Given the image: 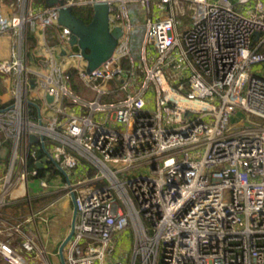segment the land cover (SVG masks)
<instances>
[{"label":"built area","instance_id":"built-area-1","mask_svg":"<svg viewBox=\"0 0 264 264\" xmlns=\"http://www.w3.org/2000/svg\"><path fill=\"white\" fill-rule=\"evenodd\" d=\"M95 5L110 7L123 35L91 73L58 23L62 7L34 15V0H16L13 15L0 12V37L14 34L24 45V55L12 50L13 103L0 110L2 131L14 137L6 179L16 177L20 196L55 197L3 229L0 258L35 264L41 216L75 195L67 264H127L113 255L131 227V264H264V0H67L63 7ZM131 5L147 13L144 23L133 22ZM29 32L39 33L35 53ZM75 82L96 100L76 95ZM30 135L44 137L48 163L67 172L61 189L37 179L35 193L39 172L29 161L47 156L39 157L41 143Z\"/></svg>","mask_w":264,"mask_h":264},{"label":"rangeland","instance_id":"rangeland-1","mask_svg":"<svg viewBox=\"0 0 264 264\" xmlns=\"http://www.w3.org/2000/svg\"><path fill=\"white\" fill-rule=\"evenodd\" d=\"M91 10L93 9L92 8L78 9V13L85 14ZM130 15H131V18L133 19L134 16L131 13ZM180 21L184 23L185 22L189 23L188 17L180 19ZM183 32H184V29H181V33ZM141 38H142V35L136 37L134 41L138 42L140 41ZM73 50L76 52L78 51L77 48ZM138 50L139 49L137 47L134 48V51L138 52ZM73 91L76 95H78L81 99L85 101L96 100L95 92L92 91L90 88L84 86L80 82H75ZM104 102L106 101L103 100V103ZM44 113H46L48 117H52L51 112L44 111ZM240 117L243 118L244 115H241ZM238 121L239 120H234L235 123H237ZM7 124L9 125L10 123H7ZM8 125L6 127H8ZM0 131L2 132L1 137H0V142L1 143L4 142L6 145L8 144V148L10 147V150L8 151L9 154H7L8 155V161L6 163L7 165L4 167V171L1 176L2 181L0 182V184L2 185V186L0 185V188L2 191V198H4V199H0V211H1V209L3 208V205H5L6 201H8L9 198H11L12 194H14V192L17 190L22 191V189L19 190L20 186H18V180L16 179L15 176L13 175L11 176L10 182H8L6 179L9 176L11 163H12V157H13V147L12 146L14 144V137L10 136V131L9 132L2 131L1 127H0ZM48 180H49V184L53 186L55 189H61L64 183L67 182L66 178L63 176L52 177ZM29 182L31 184L32 180L29 179ZM19 184H21V182ZM33 187L36 190L35 193L38 194L39 192L37 188L38 180L35 181V184H33ZM15 195L16 197L15 199H13L14 200L13 203L17 204L14 209L15 213L17 214V216L15 217L17 218L20 217V218L11 220L10 222H8L9 224L8 226L24 223V221L30 215L31 209L34 211L38 210L42 207L49 205L54 200L53 198L50 201L48 199L46 201L36 202L39 199H44V198L51 197V196L37 197L35 195L34 196L32 195V197L27 198L25 196H20L21 195L20 192ZM68 213L70 214L73 213V205L71 202L68 205ZM70 214L67 220L58 219V218L53 217L51 221L48 220L49 226L45 224L39 225V229H40L39 235H38L39 239H37L36 241V247L33 253V256L37 258V260L35 259L34 261V258L32 257V255H25V253H23L24 256H26L27 259L32 257V261L33 263L35 262V264H45V262H49V261H50V264H61V261L59 258V248L62 242L64 241V239L66 238V236H68V234L70 233V227H71ZM59 234H61L60 241L57 238ZM134 249H135V232H134V229L131 227V228L126 229V231H124L118 236L117 246L115 249V255L113 256L115 258L122 259L123 262L127 264H131L134 259ZM66 254H67V248L65 249V252H64L65 257H66ZM47 259H49V261ZM107 262L110 263L111 258H108Z\"/></svg>","mask_w":264,"mask_h":264},{"label":"water","instance_id":"water-1","mask_svg":"<svg viewBox=\"0 0 264 264\" xmlns=\"http://www.w3.org/2000/svg\"><path fill=\"white\" fill-rule=\"evenodd\" d=\"M64 4V0L57 1V3L54 4L49 3L51 7H62L60 9L58 23L61 27H65L71 31L70 45L81 51L82 56L87 62V71L88 73H91L113 56L118 46L119 39L123 35V30L120 26L112 27L110 7L108 5H95L93 7L92 19L87 22L74 15L72 8H64ZM259 37L260 34H257L256 38L258 39ZM31 86H35L33 81L31 82ZM48 100L49 102H52L53 98L49 97ZM29 140L31 144H36L40 141L42 149L47 156L37 164V167L42 169L50 159V156L44 147V137L39 138L35 135H30ZM57 167L65 178H67V182H69L67 172L63 168L59 166ZM71 203L73 205V217L70 233L59 248L61 264H67L64 252L75 234L78 218V212L75 205V195L71 196Z\"/></svg>","mask_w":264,"mask_h":264},{"label":"crops","instance_id":"crops-1","mask_svg":"<svg viewBox=\"0 0 264 264\" xmlns=\"http://www.w3.org/2000/svg\"><path fill=\"white\" fill-rule=\"evenodd\" d=\"M57 1H61V0H34L33 14L37 15L38 13H41L46 9L52 8L49 5V3L54 4V3H57ZM64 1H67V0H64ZM86 8H92L93 9V7H86ZM78 9H83V8H74L73 9V13L77 17H79V15L77 13ZM0 12H2L6 16L13 15L16 12V0H0ZM129 12L134 16L133 19L132 18L131 19L135 23L142 24V23H144V21L148 17L147 13L139 5H131L129 7ZM130 17H131V15H130ZM48 34H50V36H53L54 30L49 29ZM29 38L32 41V42L30 41V43H29V47H30V45H32V48L29 50V53H35L34 49L37 48V46H39V44H38V42L40 40L39 33H37V36H36V35H34V33L29 32ZM13 49H16V51L19 54L24 55V45L18 36L14 35V34H6V35H3L2 37H0V80H2V86L1 87H3V90H4L2 92V94L0 95V100L2 101V103L7 104L8 106H10L14 100L12 97L11 91L8 90V88H11V86H12V81L10 78V71H11V60H12V50ZM28 61H29L28 65L33 71H39L38 66L35 63H31V61H32L31 58H29ZM9 150H10V147L8 148V144L7 145L4 144V146H0V182L2 181L1 176H2V173L4 171V167L7 165L6 164L8 161V155L7 154H9L8 153ZM19 192L20 191H18V190L15 191L14 194H12L11 198H9V200L6 201L5 205H3V208L0 211V231H1L0 237L5 236L3 229L9 225L8 222H10L11 220L20 218V217L19 218L15 217V216H17V214L15 213L14 209H15L17 204L13 203L14 202L13 199H15V197H16L15 194H17ZM0 199H4V198H2L1 188H0ZM70 202H71V199H69V198H65V199H62L59 202H57L54 207H51L50 209H48L41 216V218L44 217L47 221L46 223L41 222V224L42 225L45 224V225L49 226L48 220L51 221L53 219V217L58 218V219L67 220V218L69 217V214H70V213H68V205ZM70 216H71V222H72L73 213H71ZM47 228H49V227H47ZM60 235L61 234H59L57 236L59 241H60V237H61ZM66 238H67V236H66ZM120 260H122V259H120ZM0 264H5V262L1 258H0Z\"/></svg>","mask_w":264,"mask_h":264},{"label":"trees","instance_id":"trees-1","mask_svg":"<svg viewBox=\"0 0 264 264\" xmlns=\"http://www.w3.org/2000/svg\"><path fill=\"white\" fill-rule=\"evenodd\" d=\"M77 13H78V11H77ZM83 13V12H82ZM78 15H79V17L80 18H82L83 20H85V21H87V22H89L91 19H92V16H93V10H91V11H89V12H87V13H85V14H79L78 13ZM2 86V80H0V95L2 94V92L4 91L3 90V87H1ZM8 107V105L7 104H4V103H2V101L0 100V110L1 109H5V108H7ZM31 109H32V111H33V116H36L37 115V110H36V108L35 107H31ZM44 152L42 151V150H40L39 151V157H44ZM29 169L30 170H34V169H36V170H38V176L36 177V180L38 179H44V178H52V177H58V176H63L61 173H60V171L51 163V162H49L47 165H46V167H44V168H42V169H40V168H38L37 167V164H36V162L33 160V159H31L30 158V161H29ZM96 172L95 171H92L91 173H90V176H93L94 174H95ZM55 199V197L54 196H51V197H47V198H44V199H39V200H37L36 202H41V201H46V200H48L49 199V201L51 200V199Z\"/></svg>","mask_w":264,"mask_h":264}]
</instances>
